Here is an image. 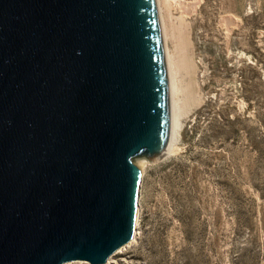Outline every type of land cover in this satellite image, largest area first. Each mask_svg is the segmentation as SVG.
Listing matches in <instances>:
<instances>
[{
	"label": "water",
	"instance_id": "obj_1",
	"mask_svg": "<svg viewBox=\"0 0 264 264\" xmlns=\"http://www.w3.org/2000/svg\"><path fill=\"white\" fill-rule=\"evenodd\" d=\"M169 134L155 0H0V264H105Z\"/></svg>",
	"mask_w": 264,
	"mask_h": 264
},
{
	"label": "rangeland",
	"instance_id": "obj_2",
	"mask_svg": "<svg viewBox=\"0 0 264 264\" xmlns=\"http://www.w3.org/2000/svg\"><path fill=\"white\" fill-rule=\"evenodd\" d=\"M193 4L169 15L187 23L200 103L140 168L136 237L109 264H264V0Z\"/></svg>",
	"mask_w": 264,
	"mask_h": 264
},
{
	"label": "bare ground",
	"instance_id": "obj_3",
	"mask_svg": "<svg viewBox=\"0 0 264 264\" xmlns=\"http://www.w3.org/2000/svg\"><path fill=\"white\" fill-rule=\"evenodd\" d=\"M156 9L163 39L165 61L170 90V134L169 144L163 157L175 150L178 132L182 125V119L199 105L200 97L197 94L195 81V66L191 57V42L187 23L179 19L177 25L171 24L169 9L179 6L183 13L192 11L190 0H155ZM162 7V8H161ZM161 9L166 11L170 25L166 24ZM173 47L168 46L171 44ZM134 237L129 244L133 243ZM128 243V242H127ZM126 247V246H125ZM124 249H118L113 256L120 254ZM113 256L109 257L105 264L111 263Z\"/></svg>",
	"mask_w": 264,
	"mask_h": 264
}]
</instances>
